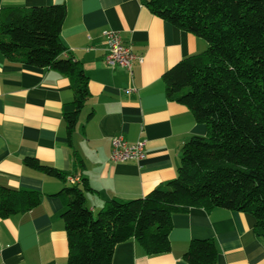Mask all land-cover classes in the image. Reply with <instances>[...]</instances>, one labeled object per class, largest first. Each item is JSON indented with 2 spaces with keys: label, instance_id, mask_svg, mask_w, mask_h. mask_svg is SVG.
I'll return each mask as SVG.
<instances>
[{
  "label": "crops",
  "instance_id": "1",
  "mask_svg": "<svg viewBox=\"0 0 264 264\" xmlns=\"http://www.w3.org/2000/svg\"><path fill=\"white\" fill-rule=\"evenodd\" d=\"M55 4L66 8L60 58L80 63L89 99L69 142L62 117V106L73 99L68 79L0 53V187L41 194L32 210L0 219V264H67L65 204L56 194L71 184L68 178L87 180L93 191L85 193V206L94 217L110 200L143 198L175 179L184 143L206 134L185 106L167 99L162 76L204 52L207 42L154 16L141 0H0V10ZM105 30L118 33L141 58L132 73L105 65ZM114 137L129 145L146 141L145 159L112 162ZM24 158L65 173L66 183L26 168ZM254 224L250 214L192 208L173 215L167 253L147 255L129 239L115 246L111 264H187L183 255L195 239H213L216 264H264V242Z\"/></svg>",
  "mask_w": 264,
  "mask_h": 264
},
{
  "label": "trees",
  "instance_id": "2",
  "mask_svg": "<svg viewBox=\"0 0 264 264\" xmlns=\"http://www.w3.org/2000/svg\"><path fill=\"white\" fill-rule=\"evenodd\" d=\"M151 14L207 42L162 80L169 101L185 106L206 127L182 146L176 178L143 198L110 200L96 219L85 206L86 179L62 188L67 264H111L116 245L134 239L147 255L167 253L172 217L192 208L253 216L264 242V0H141ZM64 4L0 10V53L13 63L60 72L72 101L62 106L68 141L89 99L88 78L60 39ZM77 169L83 162L71 151ZM23 166L66 183L67 175L24 158ZM37 191L0 187V219L35 208ZM213 239L191 240L187 264H216Z\"/></svg>",
  "mask_w": 264,
  "mask_h": 264
},
{
  "label": "built area",
  "instance_id": "3",
  "mask_svg": "<svg viewBox=\"0 0 264 264\" xmlns=\"http://www.w3.org/2000/svg\"><path fill=\"white\" fill-rule=\"evenodd\" d=\"M105 43L104 63L111 69H126L130 73L134 61H141V58L135 56L129 45H126L120 35L113 31L105 30L101 33ZM112 162L142 161L145 159L146 141L139 140L133 145L126 144L122 138L114 137L111 140ZM71 184L79 182L77 178H68Z\"/></svg>",
  "mask_w": 264,
  "mask_h": 264
},
{
  "label": "rangeland",
  "instance_id": "4",
  "mask_svg": "<svg viewBox=\"0 0 264 264\" xmlns=\"http://www.w3.org/2000/svg\"><path fill=\"white\" fill-rule=\"evenodd\" d=\"M96 217H97V214L94 216V218L96 219Z\"/></svg>",
  "mask_w": 264,
  "mask_h": 264
}]
</instances>
